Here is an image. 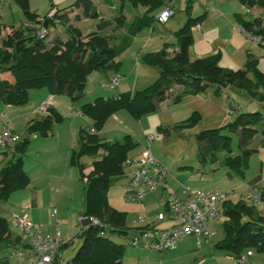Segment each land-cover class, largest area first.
I'll return each instance as SVG.
<instances>
[{
    "label": "trees",
    "instance_id": "1",
    "mask_svg": "<svg viewBox=\"0 0 264 264\" xmlns=\"http://www.w3.org/2000/svg\"><path fill=\"white\" fill-rule=\"evenodd\" d=\"M16 1L25 16V21L18 29L3 36L7 26L0 14V108L4 105L27 104L31 91L43 88L57 94L66 93L72 101L81 99L85 95L89 75L94 71L119 70L122 64L119 56L131 46L134 37L144 27L153 24L156 13L172 2L132 0L134 6L141 5L146 10L143 14L133 16L127 33L120 35L119 41L114 42L117 37L101 32L109 25L107 20L101 18L99 29L88 33L74 25L71 21L73 4L64 8L53 4L49 13L41 17L30 10L29 0ZM241 1L246 7L258 6L264 9V0ZM74 4L81 9L75 15V20L100 17L93 0H77ZM204 16H190L176 31L178 50L175 54L170 55L165 46L159 51L144 55V60L159 72V77L153 84L142 91L128 90L113 97H97L93 102L84 103L80 107L83 115L92 120L93 126L81 129L79 148L73 151L71 162L78 165L81 177L86 182L84 215L97 218L100 223L88 221L82 227L79 235L82 243L67 264H122L126 245L115 241L112 235L127 236L132 230L142 231L156 227L149 224L129 227L127 213L116 209L109 202V189L116 178L125 174L123 163L129 157V152L138 145L131 134L116 141H108L101 136L100 132L113 114L126 110L139 119L157 108L156 101L171 96L177 85L183 87V92L173 97L174 102H180L186 94H200L209 87L221 94L228 85H235L248 91L253 97L264 99V71L253 54L248 53L244 68L235 70L220 64V53L191 58L193 27ZM125 18L123 14L117 17V26ZM27 21L33 25H26ZM56 21L66 25V38L60 35L52 37L53 33L50 34L49 26ZM44 22L48 26L46 34L42 35L38 25L44 26ZM242 30L245 34L259 38L258 43L264 46V18H242ZM62 118L56 108L50 107L49 114L32 119L27 127L28 135L14 146L19 154L17 160H10L0 169V264H11L9 256L3 255V252L10 247L9 239L12 234L9 220L1 214V204L15 191L29 184L24 156L30 147V135L36 132L48 135L54 123L62 121ZM199 118L200 113L195 111L191 117L178 123L177 127H193ZM262 121L261 112H243L237 113L236 118L224 127L201 131L197 135L201 158L204 161L216 160L221 151H226L228 155L223 164L244 176L252 152L245 148L243 154L232 155L233 137L223 133V129L239 132L240 145L245 147L259 131ZM91 128H95L96 132L90 133ZM99 154L101 156L91 163L93 169L85 174L87 166L80 159L86 155L97 157ZM248 192L244 199L236 203L226 200L223 192L225 198L220 202V212L225 215V236L216 245L235 258L252 249L264 252V216L258 211L259 207L250 205Z\"/></svg>",
    "mask_w": 264,
    "mask_h": 264
},
{
    "label": "rangeland",
    "instance_id": "2",
    "mask_svg": "<svg viewBox=\"0 0 264 264\" xmlns=\"http://www.w3.org/2000/svg\"><path fill=\"white\" fill-rule=\"evenodd\" d=\"M76 1L77 0H29V4L30 10L32 12L40 14L41 17H44L49 13L50 9L53 7V4L58 6L59 8H64L73 4L74 11L71 12V21L74 25L80 27L84 33H88L89 31L99 29L98 25L101 22V18L107 20L109 22V25L106 26L103 31L101 30V32L103 34L117 37L114 39V42L119 41L120 35L127 33L132 17L137 14H143L146 10V8L141 5L134 6L132 4V0H109V2L107 0H93L100 13V17H82L77 21L74 17L77 13L81 12V9L76 4H74ZM213 1L214 0H174L173 8L176 14L174 13V15L169 20L173 21V25L175 28V25L180 22L184 16H189L190 14L200 15L204 13L205 9H208V15H211L212 13L213 18L220 16L218 10H213ZM216 1L218 2V8H222V6H224L223 0ZM224 1H226L224 2L226 3V5H231L232 8H237L234 13H241L242 18H247L250 20L254 19L257 16H261L264 18V10H261L258 6H254L251 8L247 7L249 8L247 11V8L241 0ZM209 9H211L212 12H210ZM158 13L159 12H157L156 15ZM0 14L2 15V21L7 26L6 29H4L5 31L7 30V28L18 29L21 26L22 22L25 21V16L23 14L21 6L16 0H5L4 3L0 6ZM121 14L125 15L126 18L124 21H122V23L119 24L120 26H117L116 18ZM221 21L225 22L224 19H222ZM223 22H221L220 25L222 29L221 34H224V37L226 38V36H229V34L226 33L229 30V25L228 23L224 25ZM183 25L184 24H182L179 28H181ZM177 29L178 28L172 29L171 33L169 31V28L167 29V24L160 23L158 20H154L152 25L144 27L139 32L138 38L135 41L136 43L132 44L131 47L129 46V48L119 56V61L122 62L120 68L126 71L125 75L129 74L128 71L131 67L135 79L136 71L134 70V59L137 57V55L139 56V54H141L138 59L139 64L137 66V69L139 70L141 69V67H146V69L148 68L150 69V71L147 75V80L144 83H140V86L149 84V82H151L152 80V83H150L149 85L153 84L159 77V72L155 70L152 65L147 63L143 57L150 50L159 51L165 46L167 47V50L171 55V48L168 46V44L178 45V37L174 33V31ZM49 30L50 34L53 33L52 37L56 35L63 36L64 38L67 37L66 25L61 24L58 21H56L53 25H50ZM192 33L194 37H196V32L193 31ZM152 37L153 40L149 43V46H147L146 49H141L143 46V41L148 42ZM159 40L162 44L160 47L159 45H157V42ZM223 40L225 41V39ZM248 40L250 41V44L246 47L241 46L239 49H234L232 45H228L225 47L224 60L226 62L229 60L231 62L229 64H231V66H236V68H231L223 65L224 67L232 70L244 68L248 60V53H251L255 58L259 60V67L264 70V46L260 45L254 40ZM141 50H143L142 53H140ZM132 53H134L135 55H131ZM217 53H220V51H218ZM153 69L156 71L157 75H154L156 77L152 76L154 74L152 73ZM108 71L110 73L114 72L113 69H109ZM91 74L93 76L91 75V78H89V87L94 85V81L98 80L101 75H104V72L94 71ZM107 76L104 75L103 77L107 79ZM250 77H253L252 74L250 75ZM100 82L102 81L100 80ZM149 85H147L145 88H147ZM103 88H107L108 90L111 89L110 91H115L119 88V86L114 90L109 87ZM145 88L141 89L140 87L137 91H142ZM87 89L90 91L89 88ZM182 92L183 87L178 86L173 90V93H171V96L169 98L164 97L162 100H160V108H156L154 111L143 114L139 119L135 118L126 110H122L121 113L126 117L121 115L118 118H115L116 116H113L112 118H110V120L115 119L117 124L116 126L119 125L120 127H126L134 134V137L136 136L143 141L145 140L144 149L150 148L154 156L168 169V178L170 180H174V183L178 186L179 189H181L180 191H184L186 189L190 192H197L220 189L226 194V200H231L236 203L240 199H244L246 195V185L251 179L257 176H262L264 180V99L253 97L250 95V93H248V91L242 90L235 85H228L223 88L221 94L216 93L214 88L209 87L198 95L186 94L183 97V100H181L180 102H174L173 97L176 94ZM207 97H209L208 100H206ZM235 103L242 106L241 111L237 112V110L233 106V104ZM4 106H2V108ZM195 110H198V112H200V118L198 119L195 126L177 127L178 123L191 117ZM256 111L261 112L263 115V121L261 122L262 125H259V131L245 147H242L240 145L239 132H231L227 128L223 129V133L231 134L233 137L232 155L243 154L245 148L249 149L252 152L249 156V167L246 170L244 177H242L235 170H231L223 164L224 158L228 155L226 151H221L218 155V159L216 160L209 159L207 161H204L201 158L200 142L197 138V135L201 131L209 128L224 127L236 118L237 113ZM86 120L88 121V123L91 122L92 124V120L90 118H86ZM115 121L113 122L114 125ZM21 133L27 134V131L23 130V132ZM36 134L42 137L39 133ZM109 134V136H112L114 140H116V138H124V134H121V131L118 132V130L111 129ZM151 135L154 136L155 141L149 146L147 138ZM78 148L79 145L76 141L75 150H78ZM3 150L4 149L0 147V151L3 152ZM1 155L2 157L4 156V154ZM11 155L13 154H10L8 159L4 162L3 166L10 160H17L19 154H16L17 156L13 159ZM99 157L100 155H98L97 157L86 155L81 158V162L90 166L91 162L95 158ZM127 180L128 179L126 177V174H123L115 179V183L110 189V198L117 209L127 212L128 225L130 227H136L140 225V216L143 217L144 215L143 210L138 209V206H140L139 202L128 200L125 196L124 184L127 183ZM81 183L82 189H84L86 186L84 180H81ZM262 184L264 185V181L262 182ZM115 187L116 189H114ZM113 189L115 190V192H113ZM82 200L83 199L81 198V205H83ZM69 203V199L67 198H64L62 200L63 207H67ZM75 203L76 204H71V210H73L74 208V210L77 211L76 207L79 210V201H75ZM82 210L84 214V207L82 208ZM162 211H165V209L163 208ZM258 211L264 216V204H262L258 208ZM16 217L17 216L9 218L10 224L13 225V223H15V225H17V227L20 229V231L16 232L23 235V229L18 225L17 221L15 222ZM51 219L52 221H54L53 218ZM224 220L225 215L222 212L220 216L212 223L213 235L211 242H206V240L204 239L202 240L204 244L207 243L206 246L209 247V244L212 245L211 247L212 249L216 250V253L219 252L220 249L216 248L215 244L221 241L225 236V231L223 228ZM74 221L75 216L74 214H72V216L69 218V223L67 224H74L71 232L72 241H70L66 247L60 250V257L63 259V262L61 261L60 264L70 261L74 255L73 249L77 248L79 243H82V239L79 237L78 233L80 230L79 227H81L82 222H79L80 220L78 221V219L76 220V223H73ZM155 226L157 229H163L166 225L164 223H161ZM135 233H137V231L135 232L134 230H132L127 236L112 235L115 241L126 245L122 264H202L201 261L205 257L207 259L203 264H218V262H215L213 260V255L211 254L210 248H206L203 252H200L198 249H196L195 252H192L190 251V249H188L182 255L180 249L164 252L147 250L141 247V245H133L132 239ZM146 240V238L140 235V244L141 242H145ZM184 241H189L191 245H194L189 246L191 247V249L195 248V246L196 248H198V241L195 236H190ZM73 245L74 247H72ZM14 252V248H8L3 252V255L5 254L9 256V258L14 254L10 260L11 264H31L28 252L27 255L21 254L19 253V251L17 254L16 252ZM252 252L254 253V256L258 258V260L261 259L260 257H264V252L257 251L256 249H252ZM141 253L152 255L149 258H145L144 255H141ZM253 259L254 258H249V261H254ZM259 262L262 261L260 260Z\"/></svg>",
    "mask_w": 264,
    "mask_h": 264
},
{
    "label": "crops",
    "instance_id": "3",
    "mask_svg": "<svg viewBox=\"0 0 264 264\" xmlns=\"http://www.w3.org/2000/svg\"><path fill=\"white\" fill-rule=\"evenodd\" d=\"M172 1L174 3V0ZM224 2L226 1L223 0L224 6H222V8H218V2L216 0L213 1V5H214L213 10L215 9L218 10L220 16L213 18L212 13L211 15H208V9H205L204 13L200 15L190 14L189 16L188 15L184 16L183 19L175 25V28L173 25V21L171 20H169L166 24H167V29L169 28V31L172 33V29H176V28L179 29V27L182 24H185L187 22L190 16L199 17L204 14L205 15L204 18L201 21H199L197 24L200 26V29H197V25L193 27V31L196 32V37H194V44L190 52L191 58L196 59L200 57H206L217 54V52L220 51L221 53L220 64L227 67L236 68V66H231V64H229L231 63L229 60L227 61L228 63L224 60L225 47L228 45H232L234 49L236 48L239 49L241 46L242 47L248 46L250 44V41L248 40L249 38L247 37L245 32L242 30V14L241 13H238L239 15L237 13L235 14L234 12L236 11L237 8H232L231 5H226V3ZM260 9L264 10L263 8ZM246 10L248 11V9ZM209 11L212 12L211 9H209ZM222 19H224L225 22L221 21ZM221 22H223L224 25L226 23H228L229 25V30L228 32H226L229 34V36H226V38L224 37V34H221L222 33V29L220 27ZM13 29L14 28H7L6 31L4 30L3 36L12 33ZM178 29L174 31L175 35ZM138 35L139 33L134 37L132 44L136 43L135 41L138 38ZM223 39H225V41ZM152 40L153 37L148 42L143 41L142 44L143 46L141 49H146V47L149 46V43ZM157 45H159V47L162 45L160 43V40L157 42ZM168 46L171 48L170 49L171 55L175 54L176 51L178 50V45L168 44ZM142 51L143 50H141L140 53H142ZM156 51L157 50H150L149 52H156ZM131 55H135V54L132 53ZM140 56L141 54H139V56L137 55V57L134 59L135 61L134 70L136 71L135 79L131 67L129 68L128 75H125L126 71H124L122 68H119V70L114 71L112 73H110L108 71L109 69H107L105 71H101L104 72V75L106 76L108 75L107 79L103 77L104 75H101V77H99L98 80L94 81V85L92 86L90 85L91 87H89L88 85L90 82L89 78H91L92 75L90 74L85 88V95L79 101L77 100L72 101L71 98L66 93L57 94V93H53L48 88H43L39 90H33L30 93V101L27 104L20 106L5 105L3 108H0V127L4 126L10 128L14 132L20 134L22 137L28 135V133L22 134L21 132H23V130L27 131V127L32 119L40 118L43 115L49 114V109L47 111H42L40 109L42 103L47 101L49 98L52 99L50 102V107L56 108L57 111L60 112L63 116L62 121L54 123L48 135L44 136L39 132L36 133H39L42 137L38 136L36 133L30 135V140H31L30 147L24 156V167L25 170L27 171V174L29 175L30 181L26 187L15 191L7 201L1 204V214L4 217H6L9 220V218H13L17 216L15 218V222H16L19 217L25 216L27 217V219L33 222L35 228L41 231V233L44 235H54L57 230H60L61 238L63 241V245L61 247L62 249L66 247L70 241H72L71 232L74 227V224L72 225H67V224L69 223L68 222L69 218L72 216V214H74L75 221L73 223H76L77 219L78 221L80 220L79 222H82L81 227H79L80 230L78 232L80 235L82 227L88 223L87 220L88 217H86L83 214V210H82V208L84 207L86 186L84 188L85 190L82 189L81 180H84L85 182V179H82L78 165L73 164L71 162V156L73 154V151L75 150V142L77 141L79 145L81 129L89 128L90 126L92 127L93 122L92 124L91 122L88 123V121L86 120V118L88 117L84 116L83 113H78L77 115H73L71 108L74 105L81 107L84 103L93 102L97 97H105V96L113 97V96H117L123 91H128V90L136 91L140 87L141 89H143L147 85L152 83L153 80L149 82V84H144L145 86L144 85L140 86V83H144L147 80V75L150 71V69L148 68L146 69V67H141V69L139 70L137 69V66L139 64L138 59ZM155 70L157 69L155 68ZM155 70L154 69L152 70V73H154L152 75L153 77H156L154 75H157ZM115 74L121 75L119 88L115 91H110L111 89L108 90L107 88H103V87H109V82ZM100 80L102 82H100ZM177 87L178 85L175 86L174 89H176ZM87 88H89L90 91ZM115 88L112 89L114 90ZM167 97L169 98L170 96ZM208 98L209 97H207L206 100H208ZM156 106L157 108L161 107L160 101H156ZM121 111L122 110L116 112L110 118H112L113 116H116L115 118H118L121 115L125 116L124 114L121 113ZM109 120L106 122L103 130L100 132L101 136H103L105 140L108 141L122 140L119 138H116V140H114L112 136H109L111 129L118 130V132L121 131V134H124V137L128 134H131L134 137V134L126 127H120L119 125L116 126L117 124L115 119L110 121ZM114 121H115V125L113 123ZM134 139L136 140L138 145L129 152V157L139 155L145 150L144 149L145 140L143 141L136 136L134 137ZM100 153L102 154V151ZM1 154H4V156L2 157ZM10 154H13L11 155L12 159L17 156L16 154L18 153L16 152L15 147L6 148L3 150V152L0 151V169L2 168L4 162L10 156ZM101 154L99 155L101 156ZM85 165L87 166V168L84 170V172L85 174H88L93 168L91 164L90 166H88V164ZM74 166H76L78 169ZM263 181L264 180L262 176L259 177L257 176L251 179L246 185L245 194H247L249 188L252 186H256L258 188H264V185L262 184ZM126 185L127 183L124 184L125 191H126ZM177 188L178 186L174 183V180H170L167 176L165 187L159 188L156 192L149 194L143 201L139 202L140 206H138V209L143 210L144 216L143 217L140 216L139 221L140 220L141 221L139 222L140 225L138 226H145L148 224L151 226H155L161 223H164L166 225L164 227L170 226L173 223V221L171 220L158 221V214L163 212L162 211L163 208L166 209L165 202L168 199L169 195L175 194L182 198H185L186 193L184 191L186 189L184 191H180L181 189L179 188L177 189ZM110 189L108 193L109 202L113 207L116 208V206L113 204L110 198ZM114 189H116V187ZM114 189L113 192H115ZM64 198L69 199L70 203L68 204L67 207H63L62 205V200ZM81 198L83 199L82 200L83 205H81L80 203ZM75 201H79V210L76 207L77 211H75L74 208L73 210H71V204L72 203L76 204ZM84 211H85V207H84ZM51 218H53L54 221H52ZM10 228L12 234L9 239L10 240L9 248H14L16 254L19 251V253L27 255L29 249L28 234H26L25 232L22 233L23 235L17 233L16 231H20V229L17 227V225H15V223H13V225L10 224ZM190 236L191 235L181 239L177 243V246L174 250L180 249L182 255L188 249H190V251L192 252H195L196 249H198L200 252H203L206 248H210L211 254L213 255L212 258L215 262H218V264H236V258L228 254L222 248L218 247L216 245L218 242L215 244L216 248L220 249V251L218 250L219 252L217 253L216 250L212 249L211 247L212 245L209 244L208 247L206 246L207 243L204 244L203 241H202L203 243L197 242L198 248H196L195 246V248L191 249V247L189 246H194V245H191L189 241L188 242L184 241L186 238ZM80 245L81 243L78 244L77 248L73 249L74 254L76 253ZM72 247H74V245ZM60 250L58 252V256L56 259V264H60L61 261L63 262V259L60 257ZM13 255L11 257H13ZM141 255H144L145 258H149L152 254L141 253ZM11 257L9 258V260H11ZM250 258H254L253 259L254 261H251L252 260L251 259L248 262V264L264 263L263 256L260 257L261 259L258 260V258H256L253 253ZM206 259L207 258L205 257L201 261V263L203 264ZM260 260L262 262H259Z\"/></svg>",
    "mask_w": 264,
    "mask_h": 264
},
{
    "label": "built area",
    "instance_id": "4",
    "mask_svg": "<svg viewBox=\"0 0 264 264\" xmlns=\"http://www.w3.org/2000/svg\"><path fill=\"white\" fill-rule=\"evenodd\" d=\"M5 0H0V6ZM173 1L170 2L157 15L156 20L160 23H167L174 15ZM51 15V14H50ZM26 25L32 26L33 23L27 21ZM40 33L46 34V27L38 25ZM197 29L200 26L197 25ZM251 40L259 42L260 39L252 34H246ZM121 81V75L115 74L110 82L109 87H118ZM51 98L42 103L40 109L47 111L50 108ZM237 112L241 111L242 106L233 104ZM73 115L82 113L79 106H72ZM95 128L90 129V133H95ZM23 137L7 127H0V147L6 149L14 147ZM155 141L153 135L148 137L149 146ZM123 166L125 174L128 177L125 196L128 200L134 202L143 201L149 194L156 192L159 188L165 187L168 169L154 156L150 148L145 149L141 154L127 157ZM185 198L171 194L165 202V211L158 214V221L171 220L173 223L163 229L156 227L137 231L134 234L133 245H141L147 250L159 252L172 251L176 248L177 243L186 236H195L198 243L202 240L211 242L213 230L212 222L216 220L220 212V202L225 198V194L220 189L211 191H185ZM249 203L252 206L260 207L264 204V189L252 186L248 192ZM87 220L94 224H99L97 218L88 217ZM18 225L29 236V258L31 264H56L58 252L63 244L60 230L54 235H44L35 228L33 222L27 217L21 216L17 219ZM136 232V231H135ZM140 235L146 238L145 242L140 244ZM251 250L247 251L236 258V264H248ZM63 264H67L64 262Z\"/></svg>",
    "mask_w": 264,
    "mask_h": 264
},
{
    "label": "water",
    "instance_id": "5",
    "mask_svg": "<svg viewBox=\"0 0 264 264\" xmlns=\"http://www.w3.org/2000/svg\"><path fill=\"white\" fill-rule=\"evenodd\" d=\"M44 26H45V27H47V26H48L47 22H44ZM88 221H89V220H88Z\"/></svg>",
    "mask_w": 264,
    "mask_h": 264
}]
</instances>
